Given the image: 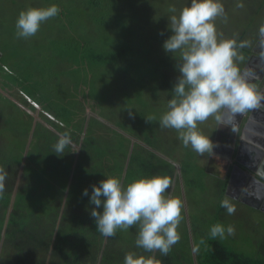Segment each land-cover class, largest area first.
Returning <instances> with one entry per match:
<instances>
[{
    "label": "rangeland",
    "instance_id": "1",
    "mask_svg": "<svg viewBox=\"0 0 264 264\" xmlns=\"http://www.w3.org/2000/svg\"><path fill=\"white\" fill-rule=\"evenodd\" d=\"M220 2L226 19L217 17L213 23L218 37L236 39L237 58H234V63L242 71L251 46L260 36L259 29L264 25V0ZM190 3L191 0H0V68L7 71L4 75L1 70L3 79L0 80H10L8 85L0 81V96L4 94V88L11 92L12 89L38 92L42 101L51 98L56 110L64 107L73 117L78 107L83 111L89 107L86 115L88 111L99 113L105 121L138 130L140 134L157 140L161 145V154L165 157L170 154L176 159L174 164L183 187L180 190H172L171 187L164 193L166 197L181 200V216L185 215L189 220L187 225L181 220L177 228L180 234L176 244L180 249L178 254L204 255L194 250V245H199L203 238L206 244L209 241L219 242L238 255L264 260V212L225 194L223 180L207 172L210 155H201L190 145L185 147L177 130L162 128L159 123V117L167 111L170 97L167 92L159 95L161 91H152L162 77L154 66L158 79H149L153 61L156 63L157 60L151 55H155V49L162 46L158 43L162 41L163 44L171 34L167 28L170 16L178 15ZM240 3L243 7H237ZM53 4L60 9L57 16L43 22L34 36L27 39L17 37L15 23L21 10ZM170 6L176 8V13L168 11ZM161 31L163 35H160ZM242 43L243 46H240ZM120 48L128 50L129 59H98ZM172 70L179 75L176 68ZM61 92L64 98L60 97ZM14 96L12 106L26 107L21 96ZM26 101L30 103L28 99ZM6 106H9L8 103L0 105V108ZM129 109L135 112L134 119L129 117ZM149 115L157 119L145 123L144 117ZM217 127L214 117L198 122V131L210 136L212 141ZM158 128L161 133L164 131L163 137L156 133ZM108 151L109 148L106 154ZM18 183L22 186L21 181ZM34 190L37 191V188ZM25 191L19 192L17 200L22 198L30 205L40 200L32 190ZM226 197L235 206L233 215L221 207V201ZM62 207L68 208L66 212L69 213L63 217L61 212L59 216V219H64L62 223L65 227L69 222L68 215L73 216L72 208L90 212L94 206L88 200L69 202ZM35 217H42V213ZM216 223L223 224L225 228L233 225L234 234L226 232L224 239H212L209 232ZM133 230H119L121 238L129 241ZM203 247L199 245V248Z\"/></svg>",
    "mask_w": 264,
    "mask_h": 264
},
{
    "label": "clouds",
    "instance_id": "2",
    "mask_svg": "<svg viewBox=\"0 0 264 264\" xmlns=\"http://www.w3.org/2000/svg\"><path fill=\"white\" fill-rule=\"evenodd\" d=\"M237 7H243V4ZM59 11L55 4L21 10L15 23L17 37L27 39L34 36L41 24L57 16ZM168 11L176 13V8L170 6ZM217 17L226 19L220 0H191L190 6L182 8L178 15L170 16L167 28L171 34L162 44L166 54L179 52L180 59L179 63H175L179 75L172 87L174 96L168 101L167 111L159 117L160 126L177 130L183 145H190L201 155H213L216 145L210 136L198 131V122L214 117L217 125H231V130L235 131L237 115L264 108V91L252 83L247 74H242L234 63V58H237L236 39L218 37L213 23ZM259 33L264 37V25H261ZM163 34L161 31L160 35ZM23 95L28 99L27 94ZM45 113L43 111L46 116ZM128 115L135 118L131 109ZM144 119L145 123H152L157 118L149 115ZM51 121L60 125L57 119ZM70 145V134L61 133L52 153L62 157ZM6 178L7 171L0 167V193L5 189ZM170 187L171 180L167 176L140 178L126 187L119 178L109 176L91 186L90 196L88 188L83 190L82 195L89 196V204L94 206L90 209V216L104 237L114 236L117 229L126 231L138 226L136 247L153 253L146 257L130 251L125 254L123 264H162L154 253L158 251L166 256L179 242L177 228L182 220V203L178 198L164 195ZM221 207L229 215L235 213V206L227 197L221 201ZM226 232L233 235L234 226L225 228L223 224L216 223L211 226L209 235L214 240L217 237L222 240ZM205 244L202 238L199 245ZM199 245H194L195 251H199Z\"/></svg>",
    "mask_w": 264,
    "mask_h": 264
},
{
    "label": "crops",
    "instance_id": "3",
    "mask_svg": "<svg viewBox=\"0 0 264 264\" xmlns=\"http://www.w3.org/2000/svg\"><path fill=\"white\" fill-rule=\"evenodd\" d=\"M13 91L16 93L4 91L0 96V101H5L0 102V105H9L0 108V167L17 169V178L13 182L14 187H11L13 202L21 189L22 192L26 190L25 193L28 189L32 190L42 201L51 200L62 205L88 201L91 186L109 176L119 178L125 187L140 178L167 176L172 178V190L181 189V179L174 164L176 159L170 154L168 157L162 155L157 140L140 134L138 130L105 121L99 113L88 111L86 115L89 107L85 111L78 107L74 117L69 115L70 118L63 116L59 119L49 108L47 111L62 123L59 125L43 114L39 93L23 90V93L38 102L40 110L34 108L26 98H23L26 107L17 104L12 106L15 96L11 94L19 92L18 95H22V90ZM69 120L75 122L68 124ZM64 132L70 134L72 145L65 149V155L58 157L52 153L53 145L59 139V134ZM156 133L159 137L164 136V131L161 133L159 128ZM108 148L110 151L106 154ZM77 149L76 152H69ZM110 152H113L112 155ZM18 181L22 182V186ZM85 188H88L89 196L82 195ZM63 210L65 207L61 208ZM182 220L187 225V216H182Z\"/></svg>",
    "mask_w": 264,
    "mask_h": 264
},
{
    "label": "trees",
    "instance_id": "4",
    "mask_svg": "<svg viewBox=\"0 0 264 264\" xmlns=\"http://www.w3.org/2000/svg\"><path fill=\"white\" fill-rule=\"evenodd\" d=\"M158 44L162 45V41ZM128 53L127 49L120 48L107 52L98 59L124 61L130 58ZM155 53L151 56L157 60L155 59L156 63L153 61L149 79H158L154 66L161 72L162 79L156 82L152 91H161L159 95L167 92L171 99L174 96L172 87L178 76L172 68H175V63H179L180 54L179 52L166 54L162 46L155 49ZM1 70L4 71V75L7 71L5 68H0V79H3ZM7 80L8 78L0 81L8 85L10 80L8 82ZM3 90L6 91L5 88ZM35 93L38 94V92ZM61 94L60 97L64 98L62 92ZM11 96L14 95L11 94ZM19 96L25 99L23 91ZM46 102L45 104L44 101H40L44 112L49 113L47 110L52 108L58 119L63 116L70 118V113L64 107L56 110L51 98H46ZM66 113L69 114L66 115ZM74 122V120H69L68 124ZM60 125H62L61 122ZM5 170L7 171L5 189L3 193H0V264H123L125 254L130 251L146 257L153 255V253L136 247L138 227L131 232L129 241L121 238L119 231H116L114 236L104 237L96 229L90 212L81 208L73 210V216L68 215L69 222L63 227L64 219H59V216L61 212L63 217L65 213H69L66 212V207L61 211L62 204L42 200H38L35 205L27 204L22 198L17 200L22 189L17 193L13 202L11 187H14L13 182L17 178V169ZM170 180L172 181V178ZM38 213H42V217L36 218L35 215ZM179 250L175 244L168 255L162 256L158 251L154 255L162 264H264L262 259H259V262L256 259L238 255L219 242L209 241V244L199 248L198 252L204 254L201 256H198L197 251L196 257L178 254Z\"/></svg>",
    "mask_w": 264,
    "mask_h": 264
},
{
    "label": "water",
    "instance_id": "5",
    "mask_svg": "<svg viewBox=\"0 0 264 264\" xmlns=\"http://www.w3.org/2000/svg\"><path fill=\"white\" fill-rule=\"evenodd\" d=\"M262 41H264V37L255 43L252 51L257 55V58L264 61V42ZM257 63L259 62L255 61L254 57L249 58L241 73L247 74L251 82L257 84L259 89L264 91V64L260 67L257 66ZM256 68L259 69L258 73L254 71ZM225 120H228L227 114ZM229 126L231 127V125ZM235 128V139L232 138L230 153L220 157L228 163L226 173L231 170L226 194L238 200L237 195L233 192L235 186H239L240 194L245 195L243 203L264 212V108L237 115ZM214 157L215 152L211 159ZM207 172L210 175L218 176L210 168V163L207 166ZM256 196L259 199L253 201L252 198H257Z\"/></svg>",
    "mask_w": 264,
    "mask_h": 264
},
{
    "label": "flooded vegetation",
    "instance_id": "6",
    "mask_svg": "<svg viewBox=\"0 0 264 264\" xmlns=\"http://www.w3.org/2000/svg\"><path fill=\"white\" fill-rule=\"evenodd\" d=\"M257 41H255V43H257ZM255 43L251 46L250 54H249V57L246 59V62H247V60H249V58L254 57L255 61L259 62V63H257V66L262 67V65L264 64V61L257 58V55L254 53V51H252V48L254 47V45H256ZM258 70L259 69L256 68L254 71H256L258 73L259 72ZM233 137L235 139V131H232L230 126L218 125V127L216 129L214 141H213L214 144H216V147L214 148L215 149V151H214L215 157L211 159L212 155H210L209 162L207 164V166H208L210 163V168L212 169L213 172L217 173V175H218L215 177L217 179H220L221 181L223 180L225 185H228V179H229V175H230L231 170L228 171V173H226L228 163L226 160L220 159V157L230 153L231 149L229 150V148L232 147L231 143H232ZM227 189L228 188L226 187L225 194H226ZM233 194L237 195L238 201L243 203V201L245 199V195L240 194L238 186L235 187ZM231 198L236 199L235 197H231ZM258 199H259L258 197L252 198L253 201H257Z\"/></svg>",
    "mask_w": 264,
    "mask_h": 264
},
{
    "label": "built area",
    "instance_id": "7",
    "mask_svg": "<svg viewBox=\"0 0 264 264\" xmlns=\"http://www.w3.org/2000/svg\"><path fill=\"white\" fill-rule=\"evenodd\" d=\"M26 97L29 99V101L31 102V104H32L35 108L40 109V106H39L38 102L32 100V99H31L29 96H27V95H26ZM45 114H46V116H47L49 119H51V120H53V121L56 120L55 117H53L51 114H49V113H45Z\"/></svg>",
    "mask_w": 264,
    "mask_h": 264
}]
</instances>
